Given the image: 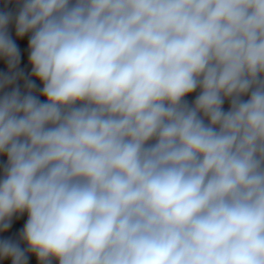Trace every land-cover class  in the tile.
Here are the masks:
<instances>
[{
  "label": "clouds",
  "instance_id": "1",
  "mask_svg": "<svg viewBox=\"0 0 264 264\" xmlns=\"http://www.w3.org/2000/svg\"><path fill=\"white\" fill-rule=\"evenodd\" d=\"M0 62V261L264 264V0H5Z\"/></svg>",
  "mask_w": 264,
  "mask_h": 264
},
{
  "label": "crops",
  "instance_id": "2",
  "mask_svg": "<svg viewBox=\"0 0 264 264\" xmlns=\"http://www.w3.org/2000/svg\"><path fill=\"white\" fill-rule=\"evenodd\" d=\"M14 8V5L9 4L8 5V10H12ZM0 10H5V0H0ZM11 30L13 39L16 41L17 45L19 46L20 53H21V63H20V68L25 71V73H30L31 71V66L28 63V49H27V37L23 39H16L15 37V32H14V27ZM6 70L5 65L0 62V71ZM37 85H39V81H36ZM196 94H192L191 96L187 97V99L192 100L194 99V96ZM225 108H227V102L225 103ZM3 163V158H0V164ZM27 220V214L25 213L24 215L20 216L19 218H13L12 221V226L6 233H0V239L6 238V237H11L12 239H18L20 230L23 228L24 223ZM23 246V245H22ZM33 259H36L34 255H30L28 257V264H38L33 263ZM0 264H11L10 260H4L0 261Z\"/></svg>",
  "mask_w": 264,
  "mask_h": 264
},
{
  "label": "built area",
  "instance_id": "3",
  "mask_svg": "<svg viewBox=\"0 0 264 264\" xmlns=\"http://www.w3.org/2000/svg\"><path fill=\"white\" fill-rule=\"evenodd\" d=\"M33 263H37V261L35 259H33Z\"/></svg>",
  "mask_w": 264,
  "mask_h": 264
}]
</instances>
